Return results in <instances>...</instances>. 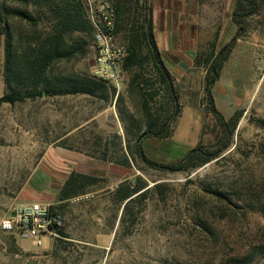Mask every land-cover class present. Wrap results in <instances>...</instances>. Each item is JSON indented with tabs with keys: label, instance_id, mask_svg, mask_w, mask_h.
<instances>
[{
	"label": "rangeland",
	"instance_id": "obj_1",
	"mask_svg": "<svg viewBox=\"0 0 264 264\" xmlns=\"http://www.w3.org/2000/svg\"><path fill=\"white\" fill-rule=\"evenodd\" d=\"M102 1L87 0L91 23L94 9ZM256 1L258 12L247 19L244 32L222 71L233 91L240 88L246 91L241 101L231 102L233 106L229 107L244 111L230 148L220 158L191 173L149 169L131 152L129 172L123 178L124 183L117 186L130 181L132 185L145 183L144 196L134 195L124 211L122 207L117 213V205L111 200L115 184L91 187L78 196L89 195L88 199L77 201L76 197L58 210L64 218L61 241L42 236V245L37 246L34 240L18 236L21 251L13 260H6L7 264H264V125L259 122L264 121V79L261 80L264 0ZM149 3L160 52L164 42L158 30L162 29L159 24L164 20L163 15L166 18L163 36L166 33L165 38L172 41L168 49L165 45V51L169 50L172 57L163 52L162 59L172 76L178 115L171 125L169 139L147 137L142 149L150 160L170 163L180 160L198 144L211 146L217 139L218 127L205 107V59L212 44L218 50L235 34L237 27L231 20L235 0H149ZM8 5L23 7L13 2ZM129 7L128 2L115 34L116 44L124 46L126 52L132 28L138 26L141 18ZM9 24L13 47L19 53L30 43V37L40 34L41 40L50 31L45 21L31 26L12 18ZM66 41L69 47L74 45L72 40ZM3 44L0 36V96L5 90ZM142 47V55H146V48ZM86 50L85 54L53 63L48 83L62 87L65 77L90 75L94 40ZM195 57L199 58L198 64ZM188 60L190 66L185 68L183 64L187 65ZM154 74L149 60L129 71L121 70L118 88L108 84L111 93L107 100L45 93L14 105L3 104L0 107V213L6 214L19 203L17 195L27 182L33 189L46 188L45 154L56 161L55 171L58 163L63 170L70 168L72 162L53 155L61 151L58 145L62 142L73 146L71 152L75 153V143L80 144L84 136H105L103 143L115 149L114 161L120 159L117 150L120 144L128 143L133 150L134 140L144 131L146 119L144 100L136 84L147 79L152 85ZM29 86L27 82V86L19 88L27 90ZM161 91L156 99L160 102H151L150 107L154 113L161 105L160 116L164 117L172 114V105L167 91ZM79 105L88 106L87 112L91 109L103 115L91 119L88 113H83L74 119V107ZM50 175L56 176L52 172ZM51 203L56 204L55 200Z\"/></svg>",
	"mask_w": 264,
	"mask_h": 264
},
{
	"label": "trees",
	"instance_id": "obj_2",
	"mask_svg": "<svg viewBox=\"0 0 264 264\" xmlns=\"http://www.w3.org/2000/svg\"><path fill=\"white\" fill-rule=\"evenodd\" d=\"M109 1L113 3L116 12L114 34H116L118 22L126 12L128 2L132 12L141 16L138 26L135 29L132 28L133 34L130 37L122 70L129 71L149 60L155 71L153 83L155 85H150L151 83L147 79H142L136 84V88L142 93L141 96L144 100L143 108L146 116L144 131L134 140L133 150L129 149L127 143L125 146L127 155L125 153L120 155V159H116L115 163L124 166L128 164L131 167L130 154L133 152L149 169L169 173H191L220 158L230 148L233 135L244 111L236 110L226 118L216 106L213 87L220 79L225 63L229 60L237 41L244 32L247 19L258 12L257 1L235 0L231 16L232 22L237 27L235 34L218 50L215 49V44H212L210 53L205 59L203 91L206 110L213 116L219 130L215 143L211 146L198 144L180 160L170 163L152 161L146 157L142 149V142L147 137L169 139L171 125L178 115V105L176 104L178 97L174 92L172 76L164 64L154 36L152 6L149 0ZM9 2L18 3L23 7L9 6ZM12 18L24 21L31 26H38L41 21H45L50 31L47 32V37L41 40L40 34L34 38L30 37V43L22 47L23 50L19 53L12 44V32L9 24V20ZM0 36H3L4 43L3 82L5 86L4 93L0 96V107L3 104L14 105L26 99H34L45 93L50 96L85 95L99 100L109 98L111 87L108 83L93 78L91 74L65 77L62 87L49 84L47 80L49 69L53 63L71 59L78 53L85 54L86 48L93 42L94 28L90 21L87 0H0ZM66 39L72 40L74 45H70V47L66 45ZM142 46L146 48V55H142ZM198 60L199 58L195 57L196 64H198ZM27 82L30 85L28 89L21 90L19 86H27ZM161 89L167 91L172 105V114L164 117L160 116L163 110L161 105L156 107L154 113L150 107L151 102L155 104L160 102L156 101L160 97ZM259 122L264 125L263 120H259ZM101 181L104 179L70 172L59 191L60 201L85 194L89 188ZM145 188V183L132 185L130 181L117 186L112 193L120 203L126 201L123 205L122 211H124L134 195L139 193L138 195L144 196L147 191V189L144 190ZM62 207L63 204H60L56 208L60 210ZM57 212L60 213V211ZM204 226L207 228L206 225ZM59 234L64 235L63 229L59 231ZM56 240L61 241L59 238Z\"/></svg>",
	"mask_w": 264,
	"mask_h": 264
},
{
	"label": "crops",
	"instance_id": "obj_3",
	"mask_svg": "<svg viewBox=\"0 0 264 264\" xmlns=\"http://www.w3.org/2000/svg\"><path fill=\"white\" fill-rule=\"evenodd\" d=\"M163 18L164 20L161 19L162 24H159L160 26L162 25V29L158 31L162 37V41L164 42L163 52L170 55L169 50L165 51V45L167 46V49H168V46L169 44L171 45L172 41L169 42L168 39L165 38L166 33H164L165 36H163V31H165L164 24L166 22L165 15H163ZM153 25L155 29L156 26L155 24ZM163 52H160L161 57L163 55ZM169 57H172V55H170ZM178 60H179L178 62L181 61V59H178ZM188 61L189 62L187 65L183 64L185 68L190 66L191 60H188ZM220 79L217 82L218 84L216 83L213 87V96H214L217 108L221 111V113L226 118H228L235 111L233 109L232 110L229 109V107L233 106L231 105V102L237 103L238 101H241V97H245L246 91L245 90L243 91L241 88L237 89V91H233L231 88V83L227 82L224 76L221 75ZM72 96H77V95H72ZM227 101L229 102V105L227 104ZM87 109H88V106L87 107H83L82 105H79L77 107L75 106L74 111H73V118L75 119L76 117H81L83 113L84 114L88 113L91 119H94L96 117L103 115L102 112H97L96 110H95L96 112H93L94 110L90 111L91 109L89 110L90 112L89 113L87 112ZM104 138L105 136L104 137L91 136L89 138L84 136L82 139H80L81 140L80 144L75 143V146H76L75 153L71 152L72 150L71 148L73 146H67L65 145L64 142L60 143L58 147H60L61 151H58V152L55 151L53 155H57L59 159L65 160V162H68V163L72 162V165H73L72 166L71 164H69L70 168L67 167V169L64 168V170L59 167L61 163H58V167H57L58 171H55L54 162L56 161L52 159L53 156H50V154H45V157L43 159V166L45 168L43 167V171L45 172V174L47 173L46 174L47 177L44 179L46 188L42 189L41 191L37 189H33L27 182V184L21 187L17 195V200L19 201V203L20 202H40V203L52 204L51 202L55 200L56 204L55 205L52 204V205H53L54 210L57 212L58 211V209L56 208L57 206H59L60 204H64L66 201H71L76 198V197H73L70 199H64L63 201H60V198H59V191L63 183L65 182L66 178L70 174V172L88 174V175H92V176L104 179V181L99 182L95 186H100V185L103 186V184L109 182L111 183V186L115 184V188H116L118 184L123 183L125 181V179L123 178L128 174L130 166L128 164L124 166L123 164L115 163V161L113 160L115 149L113 145L108 146L107 143L104 144L103 143ZM58 139H61V137H59ZM101 141H102V144H101ZM117 150L120 153L118 156L123 155L124 153L127 155L128 153L125 149V145L123 144H121ZM87 157L91 159L93 158L92 161L91 159L88 160ZM50 172H52L56 176L50 175ZM115 178L117 179L116 182H114ZM111 200L113 201L114 204L117 205V213H119L126 201L123 203H120L119 201L116 200V198H113V197H111ZM5 215L6 214L0 213V220ZM17 238H18V235L14 233L0 231V264H7L6 260L8 259L13 260V257H16L17 253L21 251L20 244Z\"/></svg>",
	"mask_w": 264,
	"mask_h": 264
},
{
	"label": "built area",
	"instance_id": "obj_4",
	"mask_svg": "<svg viewBox=\"0 0 264 264\" xmlns=\"http://www.w3.org/2000/svg\"><path fill=\"white\" fill-rule=\"evenodd\" d=\"M91 17L95 48L91 76L118 88L119 75L127 52L124 46H119L115 42L116 12L113 3L109 0L100 2L94 9V16ZM263 79L264 68L261 72V80ZM89 197L83 195L76 200ZM63 227V216L49 203H17L0 220V231L14 233L23 239H32L37 246L42 245V236H48L53 240L61 239L59 231Z\"/></svg>",
	"mask_w": 264,
	"mask_h": 264
}]
</instances>
